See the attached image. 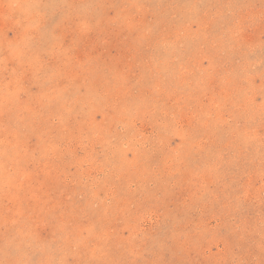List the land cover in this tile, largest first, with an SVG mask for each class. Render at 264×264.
<instances>
[{
	"label": "rangeland",
	"instance_id": "obj_1",
	"mask_svg": "<svg viewBox=\"0 0 264 264\" xmlns=\"http://www.w3.org/2000/svg\"><path fill=\"white\" fill-rule=\"evenodd\" d=\"M0 264H264V0H0Z\"/></svg>",
	"mask_w": 264,
	"mask_h": 264
}]
</instances>
